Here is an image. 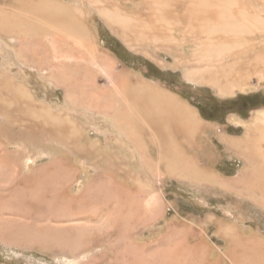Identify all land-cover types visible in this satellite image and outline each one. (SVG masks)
I'll return each mask as SVG.
<instances>
[{"label": "rangeland", "instance_id": "374dc122", "mask_svg": "<svg viewBox=\"0 0 264 264\" xmlns=\"http://www.w3.org/2000/svg\"><path fill=\"white\" fill-rule=\"evenodd\" d=\"M58 1L80 7V38L88 36L85 44L107 55L114 79L124 72L174 92L200 121L194 134L154 136L143 118L137 125L140 152L111 124L110 109L97 107L96 101L108 97L101 95L100 85L110 83L94 61L77 59L65 40L51 44L47 35L0 30V98L8 101L7 116L0 115V155L5 159L0 161V264H264V204L248 197L241 177L252 159L243 150L246 138L258 137L256 132L248 136L246 127L264 110L262 74L251 71L243 91L220 95L185 76L188 42L171 50L150 41L131 48L84 0ZM103 2L146 15L142 0ZM18 8V1L0 0V14ZM181 9L179 4L176 10ZM4 79L24 88L31 100L13 104L16 98L3 88ZM25 103L61 119L63 131L20 113L16 105ZM236 138L243 140L242 148L228 145ZM83 140L91 152L80 150ZM258 145L264 149V141ZM171 157L200 176L174 173ZM250 162L264 175L262 157ZM255 177L254 172L250 181L264 187V179ZM8 233L24 239L10 241L4 236ZM44 234L47 242L63 240L62 246L40 242ZM240 239L249 241L239 245ZM253 239L259 246L249 252Z\"/></svg>", "mask_w": 264, "mask_h": 264}, {"label": "bare ground", "instance_id": "6f19581e", "mask_svg": "<svg viewBox=\"0 0 264 264\" xmlns=\"http://www.w3.org/2000/svg\"><path fill=\"white\" fill-rule=\"evenodd\" d=\"M15 1H18L19 8L14 13L0 14V30L8 35L16 33L47 35L51 44H54L57 39L65 40L66 45L71 44L69 48L71 53H77V59L94 61L96 67L99 68L98 70L109 78L110 83L107 86L100 85L99 92L108 94V97L104 95L102 100L96 101L97 107H101L99 109H110V113H107L106 116L111 124L122 131L128 139H132V142L135 141L140 152L142 142H140L137 133V125L143 118L150 122L151 133L154 136L194 134L196 129L194 124L200 119L196 116L195 110L191 106L182 103L176 93L154 86L149 81L136 79V77L124 72H119L115 79L113 78L114 74L110 72V60L106 61L107 55L104 57L96 47L86 45L85 43H89L88 36L80 38L83 31L78 27V20L82 13L80 7L65 4L58 0ZM84 1L91 6V10H96L97 13L103 16L108 22V26L111 29H116L114 31L131 48H142V44L146 41H150L158 49L166 50H171L172 47L178 48L179 44L184 42L191 44V54L189 59L186 60L189 62V68L185 72V76L200 84L211 85L220 95L231 97L235 95V89L243 91L244 87L249 85L251 71L256 74L261 73L264 78V0H142L141 6L146 10L145 16L122 12L116 5H111L112 7L109 8L107 6H110V4L104 5L103 1L105 0ZM179 4L182 5V9L177 11ZM54 50L56 51V48L53 46L52 51ZM145 53L148 52L145 51ZM19 54L20 52H18ZM64 56H66V59L70 56L68 50H65ZM72 59L74 58L72 57ZM61 74L59 72L58 75ZM1 82L3 88L5 87L14 93L16 102H10V104H16L17 99L25 102L31 100L24 88L15 86L14 82L10 80L4 79ZM93 84L95 83L93 82ZM7 104L8 101H3L0 98V115L5 116L6 113L4 114V112H7ZM30 105V103H25L16 106L17 109L20 108L18 110L20 113L24 112L35 118L38 116L43 124H50L51 122L50 125L56 126L58 132L59 130L63 131L61 119H55V116L47 110L37 111L35 106ZM255 116L253 126L248 125L246 131L248 136L254 132L258 133V137L252 138L245 134V137L248 138H246L243 150L249 160L256 157H262L264 160V149H261L258 145L260 140L264 141V110H259ZM50 125L44 126L42 130L44 132L49 130ZM74 133L76 134V131ZM69 134L74 142V138H72L74 135ZM79 144H81V149L79 147L81 151L86 145L88 146V143L86 144L84 140ZM228 145L231 148H242L243 140L229 139ZM84 149L91 152L90 147ZM1 158L4 159L3 155H0V161L4 162L5 159ZM250 161L248 163L250 168L246 170L249 176L244 171L245 174L241 177L246 181H243V183L249 191L250 196L248 197L252 198L255 203L260 199L261 203L264 204V187L259 183L250 181V177L254 172L256 174L255 178L259 180L264 179V175L261 173L262 170L251 169L253 164ZM168 163L172 166L171 170L174 173L178 172L184 178L189 176L198 178L200 176L198 172H192L194 170L189 174L186 166L174 157H171ZM46 177L48 176L44 178ZM259 190L260 192L256 194ZM2 231L7 230L2 228ZM4 236L10 241L24 239V235L19 237L12 233ZM58 237L60 238V236ZM38 239L43 243H56L53 241L47 242L45 234L41 237L38 236ZM36 240L37 238L34 241ZM25 241L30 243L29 238ZM39 241L37 240V242ZM62 241L60 242L62 243ZM246 241L240 239L239 245ZM58 242L56 244L62 246ZM258 246V242L253 239L251 246L247 249L251 252L257 249ZM230 256L232 259L235 257L234 255ZM154 262H156L155 258ZM233 264H235L234 261Z\"/></svg>", "mask_w": 264, "mask_h": 264}]
</instances>
